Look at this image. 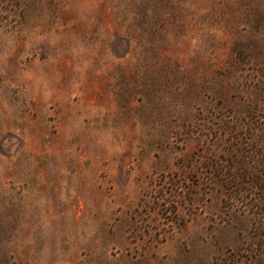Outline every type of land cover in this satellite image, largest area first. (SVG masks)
I'll return each instance as SVG.
<instances>
[{"label": "rangeland", "instance_id": "1", "mask_svg": "<svg viewBox=\"0 0 264 264\" xmlns=\"http://www.w3.org/2000/svg\"><path fill=\"white\" fill-rule=\"evenodd\" d=\"M226 256L264 262V0H0V264Z\"/></svg>", "mask_w": 264, "mask_h": 264}, {"label": "trees", "instance_id": "2", "mask_svg": "<svg viewBox=\"0 0 264 264\" xmlns=\"http://www.w3.org/2000/svg\"><path fill=\"white\" fill-rule=\"evenodd\" d=\"M232 259L230 256H226L224 259H220V260H215L214 262H212L211 264H233ZM264 263V262H263ZM262 260H255L253 262V264H263Z\"/></svg>", "mask_w": 264, "mask_h": 264}]
</instances>
